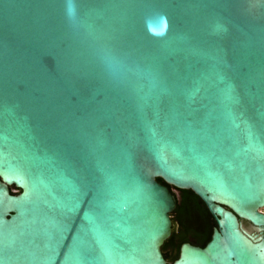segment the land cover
I'll list each match as a JSON object with an SVG mask.
<instances>
[{"label":"water","instance_id":"obj_1","mask_svg":"<svg viewBox=\"0 0 264 264\" xmlns=\"http://www.w3.org/2000/svg\"><path fill=\"white\" fill-rule=\"evenodd\" d=\"M158 179L264 264V0H0V264H169Z\"/></svg>","mask_w":264,"mask_h":264},{"label":"trees","instance_id":"obj_2","mask_svg":"<svg viewBox=\"0 0 264 264\" xmlns=\"http://www.w3.org/2000/svg\"><path fill=\"white\" fill-rule=\"evenodd\" d=\"M164 185H167L163 179H158ZM176 196L177 207L171 214L173 222L172 236L162 247L163 255L169 264H172L179 255V249L182 243L187 241L182 238L184 232H191L196 238V244L205 247L211 240L214 229L217 227L215 218L212 216L202 199L191 190L177 189L167 185ZM12 194L21 192L15 186L10 187Z\"/></svg>","mask_w":264,"mask_h":264},{"label":"flooded vegetation","instance_id":"obj_3","mask_svg":"<svg viewBox=\"0 0 264 264\" xmlns=\"http://www.w3.org/2000/svg\"><path fill=\"white\" fill-rule=\"evenodd\" d=\"M242 224L244 226V229L246 231H248L250 234L256 236L259 234V231L256 227H254L251 223H249L248 221H245L243 220L242 221ZM182 238L186 239L187 241H185L184 243H189L191 245H194V246H198V247H201L200 245L196 244V238L195 236H193V233H191L190 231L189 232H184V234H182V237L180 236L179 239L181 240ZM182 243L181 246L184 244ZM180 246V248H181ZM203 248V246H202ZM179 255H180V249H179ZM178 255V257H179Z\"/></svg>","mask_w":264,"mask_h":264},{"label":"rangeland","instance_id":"obj_4","mask_svg":"<svg viewBox=\"0 0 264 264\" xmlns=\"http://www.w3.org/2000/svg\"><path fill=\"white\" fill-rule=\"evenodd\" d=\"M262 211L264 212V208L262 209Z\"/></svg>","mask_w":264,"mask_h":264}]
</instances>
